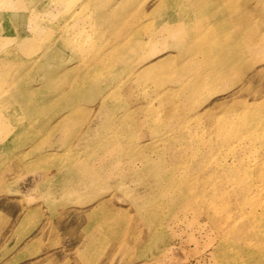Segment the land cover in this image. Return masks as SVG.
I'll return each instance as SVG.
<instances>
[{
    "label": "rangeland",
    "instance_id": "rangeland-1",
    "mask_svg": "<svg viewBox=\"0 0 264 264\" xmlns=\"http://www.w3.org/2000/svg\"><path fill=\"white\" fill-rule=\"evenodd\" d=\"M15 1L0 0V87H30L35 107L0 100V264H264V52L253 49L264 0L203 3L193 19L238 14L204 20L195 40L216 49L193 53L178 73L170 61L161 71L150 64L174 53L160 30L167 15L194 9L188 0H162L154 20L160 0H21V26ZM126 2L128 23L108 25ZM227 45L247 49L233 72L186 92ZM77 83L78 101L64 100ZM128 162L139 174L122 180L124 195ZM145 168L154 172L141 176ZM163 179L166 196L154 184ZM103 200L104 213L92 214ZM108 210L124 216L102 222Z\"/></svg>",
    "mask_w": 264,
    "mask_h": 264
},
{
    "label": "bare ground",
    "instance_id": "bare-ground-1",
    "mask_svg": "<svg viewBox=\"0 0 264 264\" xmlns=\"http://www.w3.org/2000/svg\"><path fill=\"white\" fill-rule=\"evenodd\" d=\"M188 1H189V3L191 5L189 3L188 4L190 6H192L194 9H192L191 11L179 12V13H177V15H174V14L167 15V19L166 20L168 21L169 24L166 25L167 28H162L160 30L161 31L160 33H167L168 36H170L168 47L173 48L174 53L166 51L164 57H162L159 60H156L155 63H151L150 64V68L151 69L154 68V69H156L158 71H161L164 68L162 66L163 64L164 65H168V63L171 62V63H175L176 64L175 65L176 67L173 69V71H175L176 73L181 72V71L184 72L186 70H190L187 67L186 68H182V69H181V67L177 68V64H179L180 62L182 63L183 60L185 61L186 58L190 59L193 53L199 52L201 50L206 51V49L208 47H210L211 49H216V46H214V44L210 45V46L209 45L205 46V43H199V42H197V40H195V39H197L196 38V33L198 34L199 30H202V29L205 28V21H208V22L209 21H213L214 25H215V23L220 25L219 22L227 23V21H229V20L231 21L232 17L235 18L237 16V14H238V12L233 11V8H232V9L227 11V14H226L227 17H224V14L222 13L223 10H221L219 12L220 13V17H221L220 20L216 19L219 15L217 17H215L214 15H211V14L205 15L204 17L201 16L199 18H196V19L194 18L193 19L192 16L197 11H198V13H201V10H203L201 8V7H204V6H202V4L207 2V1H210V0H188ZM22 4L23 3H21V0L20 1L16 0L14 2V6L12 7V10H11L12 11L11 16L19 17V19H18V21L16 23L17 26H21V23H22L21 21H22L23 15H20L21 11L23 10ZM161 6H163V1L162 0H160L158 4L152 5L151 8H149V11H150V14H151L153 20L161 12V10H160ZM64 9H65V11H67V14H69V12L71 11L70 10L71 7L69 9V7L67 5H64ZM108 9H109V7H105V9L101 10V11L106 13V11ZM122 9L119 10L117 15H114V16L111 15L110 18H108V20H107L108 25H110V26L116 25L117 26V25H121L122 23H123V25L128 23V21H129L128 19L129 18L125 19V17H127V16L131 17L135 13V12H133V14L131 13L134 9L132 11H130V9L127 6V2L123 4V8ZM139 10L142 11L141 4L139 6ZM135 11H137V10H135ZM107 14H108V12H107ZM29 15H32V14L30 13ZM177 16L180 17V18H178ZM33 17L34 16H32V17L30 16L29 18H33ZM95 18H96L95 22H97L101 18V16L98 13H96ZM0 22H1V20H0ZM186 23L188 24V27H182V25H184ZM247 26H248V24H246V27ZM47 27H49V26H47ZM74 32H76V31H74ZM74 32H72L71 34H73ZM32 36L35 37L34 35H32ZM70 38H71V35L68 36L67 38H65V40L68 41ZM253 44H255L253 46L254 50H256L258 52H261V53L264 52V35H261V38L259 39V41L257 43H253ZM128 45L129 44H128V41H127L126 44H124V48L125 49L126 48H130ZM228 46L229 45H227L226 47L223 46V48L222 47L220 48L221 51L218 54L217 58H215V59L214 58H208V59L206 58V59H204L203 64L206 65V68H204V70L202 72H200V75L198 76V79L196 81H194V82L189 83V84L187 83V81L184 82L185 85L182 88L186 92L194 94V93H196L195 91L198 90V88L203 86V83L205 81H207L209 79H213V78H220L222 74L233 72V69H235V67L240 62V57L247 53V49H243V50L242 49H236L233 52L232 48L228 47ZM25 47H30V46L27 43H20L18 45V48L21 49V50L19 49L20 51H22ZM63 47H65V45H63ZM104 60H107V57H105ZM69 69L72 70L73 66L69 67ZM191 70H193V69H191ZM55 71L56 70L54 69V67L53 68L52 67L48 68L47 71L44 73V76L51 77L54 74ZM214 75H218V77H214ZM184 78H186V77H184ZM236 79L237 80L240 79L241 80L240 81L241 85L245 86L246 89H249V87H251V85H249L250 84V80H248L247 78H243L241 76H237ZM246 81H247V83L245 84ZM73 87H74L73 88V90H74L73 94L65 97L64 100L68 101V100L72 99V100L78 101L77 99H74V98L78 96L77 93H78V91L80 89L79 88V84L77 83V85L76 86L73 85ZM32 91L33 90L30 87H26V86L22 85L21 83L10 81L9 83H6L5 86L0 87V100H2L6 105H10L11 103L20 104L22 109H27V110L28 109H33L35 107V104H34V102L31 101L32 99L26 100L27 97H28V94L30 93V95H31ZM174 92H175V90L173 89V93ZM25 96H26V99H25ZM181 99H184V97H182ZM76 101H73L72 104L76 103ZM172 105H176V103L174 102V103H172ZM74 109L75 108H71V109L67 110V115H65L66 117L61 116L60 119H62V121H67L70 118V114L72 113L70 111H73ZM175 109H180V108L176 107ZM182 115H183V113H182ZM2 119H3V122L1 124H5L6 123L5 122L6 118H2ZM60 121H59V123H60ZM17 132H18V130L16 129L15 134H17ZM85 139H86V134H83V135L79 136L77 141L80 142L81 144L84 142L85 146H86V142L87 141H85ZM2 140L4 141V139H0V141H2ZM28 143H30V141ZM216 143L219 144V143H221V141H216ZM140 161H141V159H140ZM111 163L113 164V161ZM162 166H163V164L157 165V167H162ZM153 172L154 171L151 168H145L140 173L142 174L141 176H144V175H149V174H151ZM91 174L94 175V177H97L98 179H103L102 175H100V174L96 175L97 173L95 171H93V170H92ZM138 174H139L138 167H137L136 163H134V164H130V166L128 167V170L125 172V174L122 175L123 177L122 176L120 177L121 180L118 179V180H120L119 181L120 187H122V186L124 187L122 189V192H124V195H128L129 190L127 189L128 188L127 186H126L127 188L124 186V183H122V180L124 181V179H126V178H130V180H133L134 177L136 178V176ZM187 175L184 177V179H182V181L178 182V183L182 182L181 186H183V187H184L185 184H188V182H189V180H188L189 178H187L188 177ZM110 178H111L110 176H107V179H110ZM104 179H106V177ZM141 179H140V181H141ZM144 179H145V177H144ZM142 181H143V179H142ZM154 184L164 185L161 188V191L163 192L162 194L165 195V196L168 194V191L165 189V186L168 185V180L163 179V180H160L159 182L155 181ZM175 184H177V183H175ZM147 186H148V184H147ZM186 186L187 185H185V187ZM118 189L120 190V188H118ZM145 189H147V187ZM49 191L50 190H48V193H49ZM145 191H142V192H145ZM185 191H186V194H190V192H191V191L189 192L188 189H184L183 193ZM139 193H141V192H139ZM151 193H152V190L149 191V192H145L146 195L143 194V196L140 195V197H144L143 199H145V200H143V201L146 202V199L148 198V196ZM134 197L135 196H132V197H129V198L133 199ZM179 199H180V197H179ZM175 200L176 199L174 197H171V196L167 197V201L168 202L169 201L173 202ZM131 202H132V200H131ZM139 204L140 205H144L145 203L142 202V200H141V201H139ZM106 206L107 205L105 203V200L101 201L99 203L98 207H97V208H99V210L95 208L96 212L92 210V214L101 213V209H102V213H104V211L106 209ZM137 206H139V205H137ZM103 209H104V211H103ZM88 216L89 215H87L86 217L89 218ZM121 216H124V215H122L121 213H119L116 210H110V211L108 210L107 213H105V217H104V215L102 217L101 214H100L101 219H103L102 222H107V221H110V220H119V219L122 218Z\"/></svg>",
    "mask_w": 264,
    "mask_h": 264
}]
</instances>
